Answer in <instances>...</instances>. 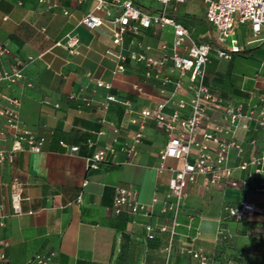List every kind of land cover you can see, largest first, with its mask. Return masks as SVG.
<instances>
[{
	"label": "crops",
	"instance_id": "1",
	"mask_svg": "<svg viewBox=\"0 0 264 264\" xmlns=\"http://www.w3.org/2000/svg\"><path fill=\"white\" fill-rule=\"evenodd\" d=\"M159 4L141 9L149 13L165 10L177 21L172 14L178 12L176 4L182 3ZM95 5V0L83 4L76 0H0V44L10 50L0 61V70L19 68L24 75L18 83H0V107L19 100L21 129L43 139L41 152L17 151L11 164H0V203L10 215L0 234V252L6 256L0 264H27L41 253L54 254L50 264H197L186 252L190 248L202 249L214 264H264V208L245 222L225 218L220 222L227 204L250 201L264 207L262 193L219 187L200 176L186 187L174 234L171 216L159 212L162 203L148 215L111 211L117 186L137 190L140 202L146 205L154 197L166 199L170 168L179 169L182 162H162L159 153L168 136L154 119L146 120L143 127L131 120L165 99L170 102L164 113L170 115L191 92L188 77L171 73V62L159 69L160 75L181 80L180 87L147 78L143 63L128 62L125 72L114 74L120 49L113 43L109 26L89 29L82 24L87 13L102 14ZM193 26L197 33L188 28L196 42L215 43L214 27ZM69 34L80 39L75 53L66 48ZM173 38L172 27L153 26L137 36L129 33L125 47L135 48L134 43L140 42L151 46L158 58L160 46L171 45ZM98 81L111 87H100ZM204 83L232 103H260L264 100V40L229 61L213 54ZM108 96L128 101L132 112L107 101ZM189 114L186 108L181 116ZM223 122L220 110L211 112L197 133V142L207 132L225 138L234 135L243 143V158L264 155V128L251 122L248 129H233L234 134L223 127L216 131ZM138 133H142L139 139ZM14 145L5 120L0 119V149L11 151ZM73 146L79 148L77 153L69 152ZM132 146L137 151L128 155L126 149ZM105 148L112 149L106 161L96 170L89 168L87 159ZM196 148L194 145V152ZM240 162L232 151L229 164ZM235 176L244 175L236 172ZM14 179L24 184L21 215H11L10 183ZM80 195L82 204L77 202ZM147 225L153 226L154 239L147 238ZM163 225L169 230L160 231ZM220 227L224 239L218 237Z\"/></svg>",
	"mask_w": 264,
	"mask_h": 264
},
{
	"label": "built area",
	"instance_id": "2",
	"mask_svg": "<svg viewBox=\"0 0 264 264\" xmlns=\"http://www.w3.org/2000/svg\"><path fill=\"white\" fill-rule=\"evenodd\" d=\"M47 0H39L44 3ZM83 4L88 0H76ZM95 10L102 14L93 12L87 13L82 24L89 29L101 26H109L112 33V40L115 46L120 49L116 55L117 67L114 74L123 73L128 62L143 63L146 66V77L159 79L163 85L174 84L175 87L182 85L181 80L173 81L169 75L161 76L159 69L172 63L171 73L177 72L180 78L188 77V89L191 97L188 100H180L172 114L164 113L165 106L170 102L165 99L159 102L154 108H146L140 111L138 117L133 118V123L144 126L146 120L154 119L159 128L166 131L168 140L159 153L164 162L167 159H177L182 162L181 168H170L172 178L169 182V191L166 199L161 201L154 197L149 205L143 204L138 198V191L122 186L114 188L113 203L111 211L120 215H145L154 214L155 207L162 203L159 209L160 214L170 215L173 219L172 234L174 227L178 225L176 217L183 207V201L187 197L186 187L189 183H195L200 176H207L210 182L219 187H230L237 190H247L264 194V155L252 156L249 159L242 157L244 146L234 135L230 138L221 137L215 132H207L202 135L201 141L197 142L196 136L200 131L203 121L211 112L220 110L223 116L222 126H216V131L223 127L227 132L242 127L248 129L251 122L257 123L264 128V100L258 104L245 106L235 104L223 99L212 91L204 83L205 70L211 61L213 54L220 60L229 61L234 55L241 53L244 48H251L253 45L264 40V0H200L205 6V18L215 29V43L196 42L192 37V31L184 24L169 17L165 10L159 13L144 12L133 0H95ZM163 5L170 3H187L196 0H155ZM7 19V17H5ZM153 26L172 27L174 38L171 45L163 43L160 46L162 55L158 58L153 56L151 46L142 43H134L135 48H126V36L131 33L139 35L142 29ZM80 43L76 35H67L66 48L75 53ZM60 44V43H59ZM10 50L6 44H0V61L8 57ZM24 79L22 70L19 68L0 70V83L9 85L18 83ZM100 87L109 89L111 84L97 82ZM74 98V96H71ZM107 101L118 102L126 107L127 113H131V104L128 101H120L114 96H108ZM20 101L15 99L11 106L0 107V119L5 120L6 129L13 137L15 145L13 150L0 149V164L12 163L15 153L21 150L41 152L43 139L38 138L34 133L21 129L20 123ZM186 108L190 109L187 118L181 113ZM117 131V130H116ZM137 138L142 137L138 133ZM138 141V140H136ZM63 146H66L62 143ZM194 145L197 150L194 152ZM77 146L69 147L70 153H77ZM108 151L105 148L97 151L88 158V167L98 169L101 162L107 159ZM136 147H128V155L136 153ZM237 152L241 159L238 165L229 164L230 153ZM161 164L160 169H163ZM242 173L243 177L235 176V173ZM86 185V182L83 184ZM24 184L19 179L10 183L11 215H21L22 196ZM82 196L78 197V204H82ZM263 206L250 201H241L238 204H227L224 207L223 219H231L237 222H245L262 212ZM10 215L5 212L4 206L0 203V234L6 227L7 218ZM147 238L154 239V228L146 226ZM160 231L169 230L163 225ZM219 239L225 238L223 227L218 230ZM197 264H214V259L207 255L202 249L186 250ZM54 254H37L27 264H50ZM6 259L4 253L0 252V262Z\"/></svg>",
	"mask_w": 264,
	"mask_h": 264
},
{
	"label": "rangeland",
	"instance_id": "3",
	"mask_svg": "<svg viewBox=\"0 0 264 264\" xmlns=\"http://www.w3.org/2000/svg\"><path fill=\"white\" fill-rule=\"evenodd\" d=\"M137 5L145 10H148L149 7H160L159 2L155 0H139ZM176 7L178 12H175L172 16H174L178 22H184L187 27L190 26V28L194 29L196 33L198 32V28L193 25L202 26L205 29L213 27L212 24L208 23L205 19L206 6L202 1L196 0L182 5L176 4ZM192 37L194 40H197L196 35H193Z\"/></svg>",
	"mask_w": 264,
	"mask_h": 264
}]
</instances>
